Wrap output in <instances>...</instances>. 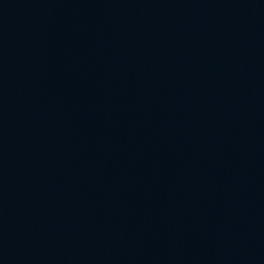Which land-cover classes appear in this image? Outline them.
<instances>
[{
	"label": "water",
	"instance_id": "95a60500",
	"mask_svg": "<svg viewBox=\"0 0 264 264\" xmlns=\"http://www.w3.org/2000/svg\"><path fill=\"white\" fill-rule=\"evenodd\" d=\"M0 264H264V0H0Z\"/></svg>",
	"mask_w": 264,
	"mask_h": 264
}]
</instances>
